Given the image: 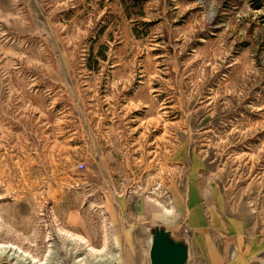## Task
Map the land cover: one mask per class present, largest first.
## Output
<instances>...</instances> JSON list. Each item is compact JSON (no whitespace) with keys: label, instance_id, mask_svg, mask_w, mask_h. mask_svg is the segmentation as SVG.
<instances>
[{"label":"rangeland","instance_id":"rangeland-1","mask_svg":"<svg viewBox=\"0 0 264 264\" xmlns=\"http://www.w3.org/2000/svg\"><path fill=\"white\" fill-rule=\"evenodd\" d=\"M154 228L264 264V0H0V264H150Z\"/></svg>","mask_w":264,"mask_h":264},{"label":"water","instance_id":"water-1","mask_svg":"<svg viewBox=\"0 0 264 264\" xmlns=\"http://www.w3.org/2000/svg\"><path fill=\"white\" fill-rule=\"evenodd\" d=\"M150 264H185L186 247L173 241L169 233L162 228H154L150 249Z\"/></svg>","mask_w":264,"mask_h":264},{"label":"built area","instance_id":"built-area-1","mask_svg":"<svg viewBox=\"0 0 264 264\" xmlns=\"http://www.w3.org/2000/svg\"><path fill=\"white\" fill-rule=\"evenodd\" d=\"M84 168V165L83 164H80L79 165V169L82 170Z\"/></svg>","mask_w":264,"mask_h":264},{"label":"crops","instance_id":"crops-1","mask_svg":"<svg viewBox=\"0 0 264 264\" xmlns=\"http://www.w3.org/2000/svg\"><path fill=\"white\" fill-rule=\"evenodd\" d=\"M169 233V232H168Z\"/></svg>","mask_w":264,"mask_h":264}]
</instances>
